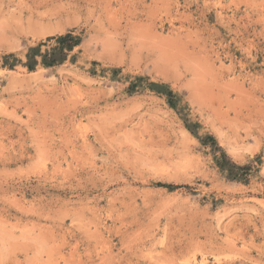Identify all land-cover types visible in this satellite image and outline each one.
<instances>
[{"label":"rangeland","instance_id":"obj_1","mask_svg":"<svg viewBox=\"0 0 264 264\" xmlns=\"http://www.w3.org/2000/svg\"><path fill=\"white\" fill-rule=\"evenodd\" d=\"M0 264H264V0H0Z\"/></svg>","mask_w":264,"mask_h":264},{"label":"trees","instance_id":"obj_2","mask_svg":"<svg viewBox=\"0 0 264 264\" xmlns=\"http://www.w3.org/2000/svg\"><path fill=\"white\" fill-rule=\"evenodd\" d=\"M71 39H73V37L69 33L62 35V36H58L57 41L59 43V46L52 48L51 51H49V52H45V53L41 54V63L45 66H51V65H54L56 63L63 62L66 58V53L64 52V47H66L67 50H71L72 47L77 44V41L73 40L72 42H70L69 44H66V46H64L65 45L64 42L71 40ZM37 53H38V47L37 46L29 48V51L27 53L28 62L25 64L28 68H30V69L33 68V65L36 63V60H34L33 57ZM152 87H155L157 89V91L160 92L158 86L152 85ZM167 95L172 96L170 91H168ZM169 103L172 106L174 105L173 102H171L170 100H169ZM187 128L191 133H194L191 125H187ZM207 137H209V136H207ZM200 140L202 143H204V139H200ZM214 159H215V163H216L217 167L219 168V170L225 174V177H227L229 179L238 180L239 179V176L237 174L238 171L245 170L247 168L245 165H238V164L230 161L224 152H222L219 157L215 156Z\"/></svg>","mask_w":264,"mask_h":264}]
</instances>
